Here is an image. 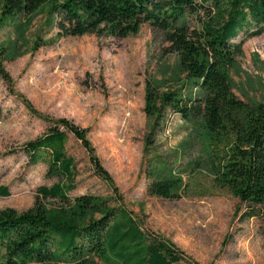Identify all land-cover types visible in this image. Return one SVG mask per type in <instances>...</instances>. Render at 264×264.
Returning a JSON list of instances; mask_svg holds the SVG:
<instances>
[{
    "label": "rangeland",
    "instance_id": "obj_1",
    "mask_svg": "<svg viewBox=\"0 0 264 264\" xmlns=\"http://www.w3.org/2000/svg\"><path fill=\"white\" fill-rule=\"evenodd\" d=\"M3 4L0 0V16ZM49 8L45 4L0 24V188H8L0 194V210L27 211L41 186L58 181L48 176L46 163H30L25 144L64 118L87 129L86 137L112 179L98 175L83 143L68 131L66 151L76 165L72 196L93 194L114 201L118 194L145 228L198 264H264V205L258 216L242 219L248 204L217 184L223 151L208 148L203 116L184 119L168 109L160 122L163 129L148 143L154 123L145 111L148 81L167 90L180 88L184 78L166 34L145 23L127 37L104 28L62 36ZM186 22L198 24L195 16ZM229 74L238 98L264 103V33L245 41ZM182 90L199 94L190 84ZM146 168L158 177L174 170L185 185L182 196L150 195Z\"/></svg>",
    "mask_w": 264,
    "mask_h": 264
},
{
    "label": "trees",
    "instance_id": "obj_2",
    "mask_svg": "<svg viewBox=\"0 0 264 264\" xmlns=\"http://www.w3.org/2000/svg\"><path fill=\"white\" fill-rule=\"evenodd\" d=\"M45 4L62 36H82L104 28L127 37L145 23L162 30L184 78L180 88L167 90L148 81L145 111L154 120L148 143L156 130L163 129L160 122L168 109L184 119L203 116L208 148L223 151L216 166L217 184L248 204L242 219L260 214L264 103L249 104L238 98L229 72L245 41L264 33V0H4L0 24L31 15ZM190 16L197 18L195 27L186 22ZM187 84L199 94L183 93ZM68 131L83 143L98 175L112 182L86 137L87 129L64 118L52 121L48 132L27 142L25 149L31 164L46 163L48 176L58 181L41 186L27 211L0 210V248L4 250L0 264H198L172 241L145 228L117 192L114 201L70 194L76 188V165L66 151ZM145 173L150 195L182 196L185 185L174 170L163 177L149 168ZM7 193L8 188H0L1 195Z\"/></svg>",
    "mask_w": 264,
    "mask_h": 264
}]
</instances>
